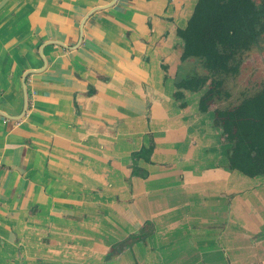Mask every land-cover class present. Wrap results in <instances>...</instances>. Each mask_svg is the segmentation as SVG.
I'll list each match as a JSON object with an SVG mask.
<instances>
[{
	"label": "crops",
	"instance_id": "0c3cea01",
	"mask_svg": "<svg viewBox=\"0 0 264 264\" xmlns=\"http://www.w3.org/2000/svg\"><path fill=\"white\" fill-rule=\"evenodd\" d=\"M197 1L0 0V264L93 258L136 216L145 264H264V175L239 189L176 85Z\"/></svg>",
	"mask_w": 264,
	"mask_h": 264
},
{
	"label": "rangeland",
	"instance_id": "374dc122",
	"mask_svg": "<svg viewBox=\"0 0 264 264\" xmlns=\"http://www.w3.org/2000/svg\"><path fill=\"white\" fill-rule=\"evenodd\" d=\"M254 1L261 8L260 16L264 24V0ZM189 59L187 69H185L187 73L177 79L176 85L180 84L181 89L183 88L181 85L184 84L185 89L196 93V97L192 96L193 100L190 97L192 101L189 106L190 111L188 110V112L190 113L188 117L191 120L192 128H197L203 134L205 133L203 141L204 136H207L205 138L207 143H204L205 148L207 147L206 150L209 151L213 148L212 151L214 152V150H217V145L220 144L222 156L218 159L225 161L227 160L225 158L232 157L234 149L239 148L252 155L258 164L264 168V153L254 151L245 142L233 114L235 108L244 99L264 95V31L247 49L239 50L234 55L230 65L235 66L236 70L232 73L215 75L205 67L203 60ZM180 89L178 87V90ZM180 92L177 94L182 95ZM257 116L254 117L257 118ZM212 136H216V141L213 142L214 138ZM198 140L202 143L200 137ZM134 167L137 168L136 165ZM240 167L241 162L238 165V168ZM135 172L139 173L138 170H135ZM235 176L238 177L239 189L252 181L239 171L235 172ZM257 181L255 182L257 183ZM143 213H147L146 210H143ZM130 219V223L124 222L127 227H124L122 223L123 229H119V232H114L103 240H95L97 243L94 244L93 258H91L90 250H87L88 247L85 246L82 249L75 247L77 250L65 248L63 249L64 252L55 254V261L60 262V264H145L146 261L148 262V256L150 255H146L147 251L144 247L149 246L148 236L153 232H147L146 229V232L142 231L143 224H139L138 219L140 220V218L138 216ZM132 219H135V221ZM258 223V229L262 228L264 223L262 221ZM237 225L239 231L242 228V222L238 221ZM223 244L225 245L224 242ZM66 249L72 251V253L66 251ZM58 255H60V258ZM46 257L50 256L46 255ZM181 257V255L178 256V258ZM226 259L228 261L229 256Z\"/></svg>",
	"mask_w": 264,
	"mask_h": 264
},
{
	"label": "trees",
	"instance_id": "16d2710c",
	"mask_svg": "<svg viewBox=\"0 0 264 264\" xmlns=\"http://www.w3.org/2000/svg\"><path fill=\"white\" fill-rule=\"evenodd\" d=\"M260 9L254 0H198L185 28L177 30L183 44L182 58L203 60L215 75L234 72L235 66L230 65L234 55L247 49L264 31ZM233 114L245 142L254 151L264 153V95L244 99ZM152 149L150 141L136 155L148 159ZM226 163L229 170L238 169L248 177L264 174V168L252 155L239 148ZM145 229L153 232L149 221L144 222L142 231Z\"/></svg>",
	"mask_w": 264,
	"mask_h": 264
},
{
	"label": "water",
	"instance_id": "95a60500",
	"mask_svg": "<svg viewBox=\"0 0 264 264\" xmlns=\"http://www.w3.org/2000/svg\"><path fill=\"white\" fill-rule=\"evenodd\" d=\"M98 8H94V9H92V10H90L89 12H88V14H86V16L83 18V20H82V23H81V28H80V31H81V34H82V29H83V23H84V21L86 20V18L89 16V15H91L95 10H97ZM45 60V59H44ZM40 70H42V69H38V70H30V71H28V72H26L25 73V75L23 76V79H22V86H23V95H24V106H23V111H22V114H24V112H25V110H26V108H27V90H26V76H27V74L28 73H30L31 71H34V72H36V71H40ZM0 114L2 115V116H4V117H6V118H10L11 116H9L8 114H5V113H3V112H0Z\"/></svg>",
	"mask_w": 264,
	"mask_h": 264
}]
</instances>
